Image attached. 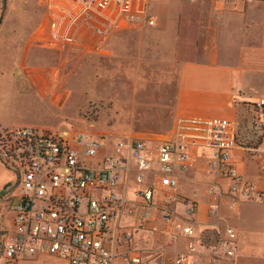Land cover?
I'll return each instance as SVG.
<instances>
[{"label": "crops", "instance_id": "0c3cea01", "mask_svg": "<svg viewBox=\"0 0 264 264\" xmlns=\"http://www.w3.org/2000/svg\"><path fill=\"white\" fill-rule=\"evenodd\" d=\"M26 2L27 19L19 23L17 30H8L13 43L5 45L11 57L16 51L21 57L12 66L13 93L18 98H48L65 113L73 106L79 107L81 101H86V105L90 103L85 97L108 103L112 129L107 133L90 132L100 139L101 149H104L93 167L114 149L116 142L138 137L148 140L146 154L155 159L160 144L178 135L184 123L211 119L237 121L242 103L252 104L264 98V0L253 3L244 0H147L148 17L154 20V25L141 17L126 16L107 32L97 48L85 44L66 45L61 40L49 45L51 48L45 47L43 40H50L51 36L52 0ZM5 25L6 18L1 19L0 36ZM93 25L97 22L92 21L87 27ZM18 33L23 37L21 46L15 40ZM76 56H79L77 61ZM40 58L47 63L40 64L43 61ZM18 74L28 81L20 80L16 86L14 77ZM254 129L256 134L258 128ZM57 131L69 135L73 149H81L76 141L78 135L72 142V126L66 123ZM258 135L254 146L238 145L232 156L238 174L264 190V134L259 143L256 142ZM189 150L194 155V166L185 172L177 171L178 186L173 191L182 203L197 202L194 216L181 215L178 209L184 206L186 210V204L177 202L178 216L171 225H166L159 211V192L152 203L151 218L142 225L125 210L111 224L117 243L110 239L107 246L120 255L112 264H126L122 256L125 253H138L136 255L148 259L151 264H174V256L186 252L189 239L183 234V228L188 224L194 227L198 239L206 240V246L189 254L188 264H214L206 248L228 240L223 232L226 227L236 230L237 239L233 243L235 255L232 258L224 257L221 248H215L214 256L222 258V264H264V200L242 201L237 210H230V196L215 198L211 209L220 215L221 229H217L216 220L210 216L211 209L200 217L201 200H197L205 178L210 176L206 168L208 150L196 146H190ZM128 165L130 172L123 174L120 195L129 203L137 204L142 201L139 192L152 183L153 177L149 173V183L138 185L136 166L131 160ZM155 181L158 182V178ZM213 184L223 188L228 181L215 178ZM12 191L9 190L8 196L16 204L20 197L13 196ZM4 215L0 211L3 220ZM13 219L14 214L9 229L0 223V264L5 262L3 248L8 233L13 230ZM128 229L138 230L131 245L121 239L123 231ZM147 230L153 233L144 240ZM172 238L174 245L170 244ZM216 238L218 242L213 244ZM17 264L69 262L49 254H36L21 258Z\"/></svg>", "mask_w": 264, "mask_h": 264}, {"label": "built area", "instance_id": "2783aa9c", "mask_svg": "<svg viewBox=\"0 0 264 264\" xmlns=\"http://www.w3.org/2000/svg\"><path fill=\"white\" fill-rule=\"evenodd\" d=\"M51 16L50 40H43L48 45L61 40L97 48L110 28L126 16L141 17L154 25V20L148 17L147 0H52ZM92 21L97 25L87 27ZM261 105L264 100L259 101L258 106ZM236 136V126L231 122L195 121L183 125L172 142L164 143L158 149L157 167L147 157V147L141 138L133 142H116L114 149L93 167L87 159L97 157L104 149L92 134H79L76 141L81 149H73L69 135L63 131L0 127V160L18 174L19 184L25 192L13 207V230L3 248L4 264H17L21 258L36 254L53 255L69 264H112L118 253L107 246L110 239L117 243L111 224L125 210L142 225L151 217L149 205L160 191L162 218L172 223L176 215L173 205L178 199L173 191L178 186L176 163L181 159L178 166L183 171L194 166L195 159L188 146L201 138L207 147L213 148L209 149L207 168L210 174L225 175L233 182L227 193L223 188L219 193L220 196L232 195L238 201L230 205L231 210L241 200H263V191L237 177L231 156ZM128 160L136 166L135 182L138 185L145 183L149 173L153 177L152 183L139 192L142 201L138 206L144 208L142 212L120 195L123 174L130 172ZM210 192L217 194L213 188ZM186 206V214L193 216L195 207L192 204ZM218 214L215 209L210 211L212 218H218ZM132 230H125L121 235L122 242L127 245L133 243ZM183 233L189 238L186 252L176 255L175 264H188L189 254L203 246L193 226L184 227ZM226 235L229 241L235 236L230 229L226 230ZM229 241L222 243L227 258L234 255ZM212 260L214 264L222 263L220 257L213 256ZM124 262L151 264L139 255H126Z\"/></svg>", "mask_w": 264, "mask_h": 264}, {"label": "rangeland", "instance_id": "374dc122", "mask_svg": "<svg viewBox=\"0 0 264 264\" xmlns=\"http://www.w3.org/2000/svg\"><path fill=\"white\" fill-rule=\"evenodd\" d=\"M26 3H27L26 0H6V1L0 0V20L6 18V25L4 27L3 33L0 36V127L27 126V127L43 128V129L49 128L51 130L57 131V130L63 129L64 125L66 123H68L70 126H72V132H73L72 142L73 143H74V138L77 135L81 134L82 132L90 134V132L93 133L94 131L96 132L97 130L102 131V132H106L108 129H112V120H111L112 116L110 114V112H111L110 105L106 102L98 101V99H96V98L85 97L84 100L85 99H87V101L91 100V102L86 105V103H87L86 101H84V102L81 101L78 104L79 107L76 106V108H75L73 106V108L71 110H69L65 113L64 110H62L58 106H55L53 103H51V101L48 98L35 97V98H26L25 99V98H20V97L18 98L17 96L14 95L13 89L11 86V79H10L11 74H12L11 73L12 72V66L15 65V62H17V61L19 62L21 57H19L17 55V53H19V51L14 52V55L15 54L16 55L14 57H11V55H10V53H8L7 47H5V45L8 46L9 44L13 43V39H12V37H10V33L8 32V30H10V29L12 30V28H16V30H17L19 28V23L22 21H25L27 19V11L25 9ZM17 35H18L17 36L18 39H15V40H17V45L21 46V44L23 42L22 34L18 33ZM9 40L11 41L10 43H9ZM64 43H66V42H64ZM66 45L72 46V44H69V43H66ZM47 46L49 48H51L48 45V43L46 42L45 47H47ZM75 46H77V45H75ZM54 47H56V46H54ZM72 56L73 55H71L70 58H72ZM40 57H42V55H40ZM78 58H79V56H76L75 61H77ZM40 59L43 60L40 62V64H44V63L46 64L47 63V60L42 59V58H40ZM56 60L59 61L60 58L57 57ZM73 64L74 63L70 64V66L72 67ZM68 68H70V67H68ZM27 74L30 75L31 73H27ZM40 74H41V72H40ZM261 100H264V98H260L256 101L252 102V104H255L258 108H262V112H260V114L258 115L257 119H255V122H254V119L252 121L250 119V117L254 114V112L252 111V113L248 116V122L246 124V128L250 129L252 127V125H254V127H257V128L260 127L264 133V105L258 106V103ZM106 112L109 113L110 115L106 114ZM75 118H78V120L76 119L74 121ZM195 121H190V122L184 123L183 125L188 124V123H192ZM197 121L205 122V121H200V120H197ZM206 121H227V120H213V119H211V120H206ZM227 122H231L236 126V133L238 135L239 126H238L237 121H227ZM115 124H116V122L114 123V125ZM114 125H113V129H114ZM175 137H173L171 139L164 140L160 144L158 149H160V147H162V145L164 143L172 142ZM138 138H141L145 141L146 147L148 149V145H147L148 140L145 137H138ZM138 138L133 139V140L128 141V142H133V141L137 140ZM97 139L100 140L99 138H97ZM202 139L203 138H201L198 142H193V143L189 144L188 151H189L191 157L194 158V155L189 150L190 146H196V147H201V148L207 149L208 150V157H207V164H206V168H207L208 167V159H209V155H210L209 149H213V148L207 147L205 145L204 140H202ZM122 141H124V140H122ZM253 141H254V139H252L251 143ZM246 142L249 144L250 140L248 139V141H246ZM252 146H254V145L251 144L248 147H252ZM237 147H238V144H237V139H236L235 148L233 147L234 149H232V150L234 151ZM232 152H231V156H232ZM100 158H101L100 155H98L95 158H88L87 162L94 166V165H96L97 161ZM157 158H159V150H157V156L155 159L149 158V159H151V161L153 163H155V167H157V164L155 162L157 160ZM232 161H233V156H232ZM179 163H182L181 159H178V161L176 163L177 164L176 173H177V171L185 172L189 168L193 167V166L189 167L183 171L179 168V166H178ZM233 164H234V161H233ZM234 166H235V164H234ZM207 171H208V168H207ZM208 173L211 177L207 176L205 178L204 187H202L200 189V191L198 192L199 196H198L197 200H201V204L199 205L200 217H202L203 214H206L208 210L210 211L211 208H214V207H212L213 206L212 202L217 197L218 198H224L225 196H230L232 198L230 205H232L233 202L238 203V201H236L232 195L220 196L219 193H220V190L222 187H220L219 185L213 184L215 182V178L226 179L228 181V185H226V187H223V189L225 190L224 193H227L228 187H231L233 184V182H231V178L229 179L225 175H221L220 177H215V176L211 175L209 171H208ZM17 175L18 174L13 169L8 168L4 164L0 163V211H3V213L5 214L4 220L1 219V217H0V223L3 222L8 229H9V226L11 223L10 222L11 218L13 216V213H12L13 209H11V207H14V205H15V203H13L12 200L9 198L10 196H8V192H9V190H13L11 194L13 196L16 195L18 197H22L25 194L23 187L18 182ZM237 177H239V181L243 180V182L251 183L249 181L244 180L240 175ZM176 179H177V176H176ZM177 182H178V179H177ZM148 183H149V179H147L145 181V183L141 184V185L145 186ZM221 184H224L223 180H222ZM251 184H253V183H251ZM6 187H9V188L6 189ZM256 187L259 188L258 186H256ZM212 188L214 190L215 189L217 190V194H212L210 192V190ZM259 190L264 192V190H262V189H259ZM158 192L160 194H162L160 191H158ZM131 199H134V197H132ZM153 200L151 201V203L149 205L151 216H152L151 210L153 209L152 208L153 207L152 206ZM162 200L163 199H162V195H161L160 206L162 204ZM178 200H179V197L174 202V205H173L174 211H175V204L178 202ZM9 201H11V204H9ZM242 201L243 200H241V202ZM244 201H248V200H244ZM259 201H262V200H259ZM133 202H135V201H133ZM241 202H239V205ZM138 205H139V203H137V204L132 203L131 204V206L136 207L138 212H142L144 210V208L142 206H138ZM189 205H191V203ZM239 205H237L232 210H237ZM229 208L231 210V206H229ZM186 209H187V206H186ZM159 211H160V209H159ZM178 211L180 212L181 215L184 214V216H186L188 218L191 217L189 214H186V210L184 209V206H180ZM175 213H176V211H175ZM175 216H178L177 213ZM150 218L151 217H149L147 220H149ZM214 219L216 220V223H217L216 228L221 229L220 215L218 214V218H214ZM147 220H145V221H147ZM162 220L165 222L166 225H171L170 223H167L163 218H162ZM188 225H191V224H188ZM228 229L232 230L234 232L235 236L233 238L231 237L230 241H229L228 235H227L228 240H223V241H219V242H218V238H216L217 241L214 240V242H213V240H211V242H213V244H216V242H218V243H217V245H214V247L211 245L209 248H206V252L208 253V255L210 257H213L215 255L214 252L217 248H221L223 253L225 252L224 248H223V244H222L225 241L226 242L229 241L230 247H231V249L235 255V250L233 249V243L237 239V233H236V230L233 229L232 227H226L223 230L225 235H226V230H228ZM132 231H134V236H135V234L138 230L134 229ZM149 233L150 234L153 233L152 230H147L145 232V234L143 236L145 238V240H147V236ZM8 234H10V233H8ZM171 243H172V245H174V243H175L174 238L171 239ZM260 252H262V251H260ZM136 254H138V253H135L133 255H136ZM177 254H179V253H177ZM126 255H132V254L125 253L124 255H122L123 259ZM176 255L173 258V262L175 261ZM139 256L142 258L141 255H139ZM117 257H120V255H118ZM145 260H146V258H145ZM146 261H149V260L147 259Z\"/></svg>", "mask_w": 264, "mask_h": 264}, {"label": "trees", "instance_id": "16d2710c", "mask_svg": "<svg viewBox=\"0 0 264 264\" xmlns=\"http://www.w3.org/2000/svg\"><path fill=\"white\" fill-rule=\"evenodd\" d=\"M238 109H239V111H238V115H237V117H238L237 123L239 126V131H238V135H237V144L239 146H242V147L250 146L251 144H253V142L251 143V141H252V139L255 140L257 133L259 134L258 136H260V137H259L258 141L256 140V142L259 143L261 140V136H262L261 134H264L262 129L260 127H258V129L256 130L257 133L254 134L253 133V131L255 130L254 127L248 129V128H246V124L248 122V116L252 113V111L254 112V114L250 117V119H251V121L254 119V122H255V119H257L260 112H262V108H258L255 104L242 103ZM242 129H244L243 132H242ZM248 139L250 140L249 144L246 142V141H248ZM0 163L4 164L5 166L8 167V164L5 163L4 161L0 160ZM178 202L182 203L181 200H178ZM182 204L188 205V204H190V202L184 201ZM191 204L196 208V203H191ZM202 241H203V246H206L205 245L206 240L204 241V238H203Z\"/></svg>", "mask_w": 264, "mask_h": 264}, {"label": "water", "instance_id": "95a60500", "mask_svg": "<svg viewBox=\"0 0 264 264\" xmlns=\"http://www.w3.org/2000/svg\"><path fill=\"white\" fill-rule=\"evenodd\" d=\"M20 80L28 81V78L23 76V75H20V74L16 75L14 77V83L16 84V86H17V84L19 83Z\"/></svg>", "mask_w": 264, "mask_h": 264}]
</instances>
